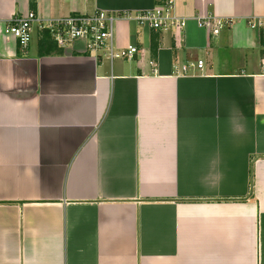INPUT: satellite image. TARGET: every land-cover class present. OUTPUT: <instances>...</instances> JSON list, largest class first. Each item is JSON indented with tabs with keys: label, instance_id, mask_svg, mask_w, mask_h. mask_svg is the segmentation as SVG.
<instances>
[{
	"label": "crops",
	"instance_id": "obj_1",
	"mask_svg": "<svg viewBox=\"0 0 264 264\" xmlns=\"http://www.w3.org/2000/svg\"><path fill=\"white\" fill-rule=\"evenodd\" d=\"M164 2L0 0V264H264V0L138 24ZM30 12L107 13L139 53L110 62L36 23L24 51L6 27Z\"/></svg>",
	"mask_w": 264,
	"mask_h": 264
},
{
	"label": "built area",
	"instance_id": "obj_2",
	"mask_svg": "<svg viewBox=\"0 0 264 264\" xmlns=\"http://www.w3.org/2000/svg\"><path fill=\"white\" fill-rule=\"evenodd\" d=\"M136 21L142 27H150L155 31L180 30L185 27V22L175 15V0H165L162 5L136 16ZM233 22L232 19L202 16L198 19V26L211 31L214 35H219L224 28L230 27ZM35 23L39 25L40 30H47L58 46L66 47L78 40H83L87 44L89 53L106 58L110 62L115 60L131 61L139 53L135 47L120 49L115 45L116 18L104 12H97L93 15L69 16L46 22L41 21L35 12H30L25 18L11 20L6 27V34L15 37L21 48L27 51ZM251 27L264 29V22L253 23ZM197 67L203 70L204 62L199 61Z\"/></svg>",
	"mask_w": 264,
	"mask_h": 264
},
{
	"label": "trees",
	"instance_id": "obj_3",
	"mask_svg": "<svg viewBox=\"0 0 264 264\" xmlns=\"http://www.w3.org/2000/svg\"><path fill=\"white\" fill-rule=\"evenodd\" d=\"M46 34H45V36H44V40H43V42H45V43H47V41L46 40H49V42H53L54 43V41L51 39V35H50V33L47 31V32H45ZM45 44L44 43H41V46H44Z\"/></svg>",
	"mask_w": 264,
	"mask_h": 264
},
{
	"label": "rangeland",
	"instance_id": "obj_4",
	"mask_svg": "<svg viewBox=\"0 0 264 264\" xmlns=\"http://www.w3.org/2000/svg\"><path fill=\"white\" fill-rule=\"evenodd\" d=\"M259 56H260V53H259Z\"/></svg>",
	"mask_w": 264,
	"mask_h": 264
}]
</instances>
